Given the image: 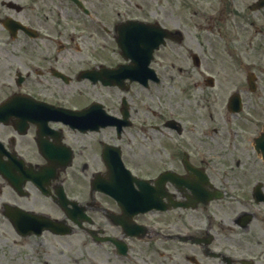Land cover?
I'll return each instance as SVG.
<instances>
[{
    "label": "flooded vegetation",
    "instance_id": "obj_1",
    "mask_svg": "<svg viewBox=\"0 0 264 264\" xmlns=\"http://www.w3.org/2000/svg\"><path fill=\"white\" fill-rule=\"evenodd\" d=\"M0 225V264H264L262 2L0 0Z\"/></svg>",
    "mask_w": 264,
    "mask_h": 264
},
{
    "label": "rangeland",
    "instance_id": "obj_2",
    "mask_svg": "<svg viewBox=\"0 0 264 264\" xmlns=\"http://www.w3.org/2000/svg\"><path fill=\"white\" fill-rule=\"evenodd\" d=\"M188 44L195 46L194 41L191 40L188 41ZM12 248H16V247H13V244L10 243V241L7 240L4 241L0 235V255H15L12 251Z\"/></svg>",
    "mask_w": 264,
    "mask_h": 264
}]
</instances>
